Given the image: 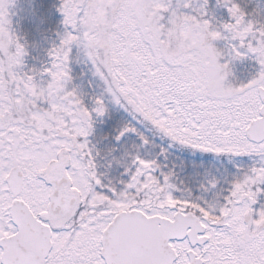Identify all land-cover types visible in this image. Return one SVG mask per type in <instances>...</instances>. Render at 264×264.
Here are the masks:
<instances>
[{
  "label": "snow or ice",
  "instance_id": "snow-or-ice-1",
  "mask_svg": "<svg viewBox=\"0 0 264 264\" xmlns=\"http://www.w3.org/2000/svg\"><path fill=\"white\" fill-rule=\"evenodd\" d=\"M40 7L0 0V264H264V0Z\"/></svg>",
  "mask_w": 264,
  "mask_h": 264
},
{
  "label": "rangeland",
  "instance_id": "rangeland-1",
  "mask_svg": "<svg viewBox=\"0 0 264 264\" xmlns=\"http://www.w3.org/2000/svg\"><path fill=\"white\" fill-rule=\"evenodd\" d=\"M21 5H26L27 0H20ZM38 6L41 4L43 7L39 8V11L42 14H47L50 17V23L46 26L52 29V33H50V39H54V32L60 26V22L62 17L58 12L55 11V8L49 9L48 4L45 3V0H36ZM24 14L21 13L20 16L14 17L16 21L19 22L22 31L27 34V37L30 43H34L37 45L36 48L31 50L32 55L28 59V64L30 66L40 67L41 64L47 60L46 49L50 46L47 42H45L37 31L36 23L31 18L21 19V16ZM24 26H28L31 31L28 29H23ZM32 27V28H31ZM35 57V59H33ZM252 63V62H250ZM74 76L76 77V83L81 85L85 92H91V88L88 85V81L92 79L91 72L88 70V67L83 64H74ZM253 66H249L247 70L242 69V65H237V76L240 80H246L249 77L250 72L252 71ZM126 115V114H125ZM245 159V163H250L247 158Z\"/></svg>",
  "mask_w": 264,
  "mask_h": 264
},
{
  "label": "flooded vegetation",
  "instance_id": "flooded-vegetation-1",
  "mask_svg": "<svg viewBox=\"0 0 264 264\" xmlns=\"http://www.w3.org/2000/svg\"><path fill=\"white\" fill-rule=\"evenodd\" d=\"M45 3L48 4L49 9L51 10V9H52V5H54V4H58V3H59V0H45ZM241 65H242V69H243V70H247V68H248L249 66H253V63L245 62V63H243V64H241Z\"/></svg>",
  "mask_w": 264,
  "mask_h": 264
},
{
  "label": "trees",
  "instance_id": "trees-1",
  "mask_svg": "<svg viewBox=\"0 0 264 264\" xmlns=\"http://www.w3.org/2000/svg\"><path fill=\"white\" fill-rule=\"evenodd\" d=\"M29 31H31V30L29 29Z\"/></svg>",
  "mask_w": 264,
  "mask_h": 264
}]
</instances>
